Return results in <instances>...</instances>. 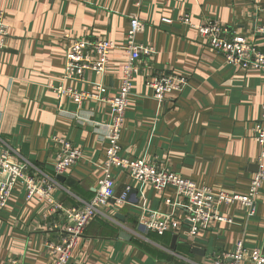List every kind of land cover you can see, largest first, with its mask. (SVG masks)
Instances as JSON below:
<instances>
[{
	"label": "crops",
	"instance_id": "obj_1",
	"mask_svg": "<svg viewBox=\"0 0 264 264\" xmlns=\"http://www.w3.org/2000/svg\"><path fill=\"white\" fill-rule=\"evenodd\" d=\"M263 4L264 0H0L8 26L6 46L0 50V150L18 154L30 174L54 180L52 195L63 205L91 199L98 165L104 161L102 138L109 118L94 103L78 108L68 99L59 102L53 89L63 85L92 91V84L101 82L115 91L126 60L129 19L137 16L143 29L136 42L152 45L155 55L141 58L140 73L132 82L119 139L121 154L164 165L215 193H245L252 176L264 170V147L256 144L253 132L264 101L261 76L225 64L179 18L186 14L194 25L215 20L229 35L252 39ZM81 39L112 41L109 66L101 77L87 73L84 83L66 82L65 51ZM160 71L180 72L188 81L181 93L163 103L152 99L145 86ZM58 139L69 140L84 153V159L62 176L53 171ZM24 144L27 158L20 153ZM113 176L115 195L135 191L131 197L137 203L100 208L69 264H209V259L233 251L238 241L246 249L264 252V185L254 217L247 218L238 204L221 205L232 223H214L191 240L179 209L180 217L162 236L142 229L137 223L142 208L163 214L172 208L126 173L113 171ZM62 223L45 203L27 202L17 185L7 207L0 210V264H51L48 245L61 238ZM123 232L128 239H122Z\"/></svg>",
	"mask_w": 264,
	"mask_h": 264
},
{
	"label": "built area",
	"instance_id": "obj_2",
	"mask_svg": "<svg viewBox=\"0 0 264 264\" xmlns=\"http://www.w3.org/2000/svg\"><path fill=\"white\" fill-rule=\"evenodd\" d=\"M262 20L254 24V37L229 35L228 30L218 21L205 20L194 25L188 15H182L179 22L197 31L205 41L208 50L223 58L224 63L239 71H255L261 76L264 96V4L259 7ZM170 23L169 21H165ZM143 24L137 16L129 19L128 30L124 37L126 60L121 68L119 85L111 91L103 83H93L92 91H77L71 87L59 85L53 89L59 102L70 100L78 108L84 103H94L109 118L106 132L102 138L105 145L104 161L98 165V178L94 195L88 201L76 206H65L57 201L52 193L54 180L36 177L28 172V163L11 150H0V210L7 207L17 185L25 192L27 202L37 201L46 204L47 210L60 215L62 236L55 244H49L51 264H69L73 249L86 227L98 213L100 208L108 205L113 199L116 206L126 204L127 192L115 195L113 171L126 173L128 178L141 185L153 189L164 198L165 204L172 208L170 213L140 210L137 217L139 226L147 232L162 236L174 225L178 217L177 209L183 213L181 217L187 223L188 237L197 239L201 233L208 231L214 223L231 224L232 220L220 211L221 205L238 204L244 208L247 218L255 215L259 193L264 185V170L258 171L250 180L249 189L245 193L212 192L208 188L199 187L192 181L182 178L166 166H158L142 159H130L121 154L119 146L120 133L124 124L125 112L132 91V82L140 73L141 58H152L155 49L152 45H141L136 42ZM8 26L5 16L0 10V50L6 46ZM114 44L108 39L73 41L64 54V70L62 79L66 82L84 83L85 75L91 73L103 76L109 66ZM187 78L177 71L154 72L145 82L151 91L152 99L163 103L169 97L181 93L187 87ZM256 144L264 147V101L260 106L258 123L253 129ZM58 155L53 165L56 175L62 176L73 166L84 159L83 149L66 139L56 140ZM38 173V172H36ZM168 193L169 196H164ZM209 264H264V252L260 249H246L242 241L235 244L233 251L221 257L209 259Z\"/></svg>",
	"mask_w": 264,
	"mask_h": 264
},
{
	"label": "water",
	"instance_id": "obj_3",
	"mask_svg": "<svg viewBox=\"0 0 264 264\" xmlns=\"http://www.w3.org/2000/svg\"><path fill=\"white\" fill-rule=\"evenodd\" d=\"M20 153H21V155L24 158H27L28 157L29 149H28V145L27 144L22 145L21 150H20ZM256 169H257V165L255 166V170ZM57 179H60V177H57ZM131 195H136V192L135 191H131V193L126 198V203L130 202V203L136 204L137 202L135 200H133V198L131 197ZM109 203L113 205L114 204V200L113 199H110L109 200ZM116 218L122 220V218L120 216H117L116 215ZM140 227L145 230L144 227H142V226H140ZM127 236L128 235L126 233H124V232L121 233V237H122L123 240L128 239Z\"/></svg>",
	"mask_w": 264,
	"mask_h": 264
},
{
	"label": "rangeland",
	"instance_id": "obj_4",
	"mask_svg": "<svg viewBox=\"0 0 264 264\" xmlns=\"http://www.w3.org/2000/svg\"><path fill=\"white\" fill-rule=\"evenodd\" d=\"M135 213V212H134Z\"/></svg>",
	"mask_w": 264,
	"mask_h": 264
}]
</instances>
